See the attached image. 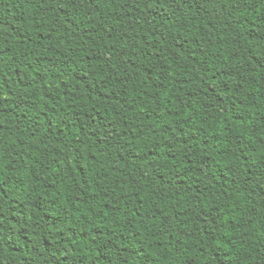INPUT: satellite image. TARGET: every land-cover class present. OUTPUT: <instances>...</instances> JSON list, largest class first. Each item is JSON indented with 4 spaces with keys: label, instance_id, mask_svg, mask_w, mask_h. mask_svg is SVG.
I'll use <instances>...</instances> for the list:
<instances>
[{
    "label": "trees",
    "instance_id": "obj_1",
    "mask_svg": "<svg viewBox=\"0 0 264 264\" xmlns=\"http://www.w3.org/2000/svg\"><path fill=\"white\" fill-rule=\"evenodd\" d=\"M0 264H264V0H0Z\"/></svg>",
    "mask_w": 264,
    "mask_h": 264
}]
</instances>
